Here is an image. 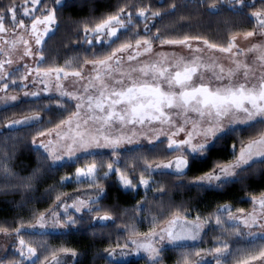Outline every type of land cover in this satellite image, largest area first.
I'll return each instance as SVG.
<instances>
[{
	"label": "snow or ice",
	"instance_id": "obj_1",
	"mask_svg": "<svg viewBox=\"0 0 264 264\" xmlns=\"http://www.w3.org/2000/svg\"><path fill=\"white\" fill-rule=\"evenodd\" d=\"M54 2L61 5L62 0ZM31 3V9H23V15L30 18V27L24 20L17 19L14 3L7 9L11 13V31L16 39L4 40V44L9 45L7 49L0 47V55L5 57L0 59V111L29 101L45 107L54 102L57 107L64 108L67 118L61 119L55 128L40 130L37 135L47 136L48 139L38 143L34 138L33 147L37 150L43 148L48 155L42 158L51 160L52 165L63 163L65 159L75 163L85 161L86 166L76 168L74 177L78 184L86 183L88 187L99 190L87 199L71 198L72 203L62 201L58 194L57 203L48 212L35 216V222H29L27 229L21 222L20 227L14 229L19 242L16 252L20 259H15L13 264H23L24 261H31L32 264H63L59 254H70L72 257L77 255L74 250L61 248L51 252L52 259L49 261L47 249L38 255V247L35 245L43 247L40 241L25 240L23 236L24 232L38 234L37 230L46 232L75 225L77 219L68 213L69 208L75 212L87 210V214L103 211L96 207L103 195L97 157L93 155L97 149H110L112 156L118 158L121 155L120 149L126 145H139L141 138L152 145L153 152L166 143L164 160L155 163L146 158L143 161L145 167L140 169L139 183L149 190L151 186L146 177L150 178L159 170L162 174L174 173L177 179L182 178L186 175L185 170L190 161L206 160L207 153L225 137L233 134L237 126H243L251 132L248 142H241L238 153L237 146L233 144V161H216L210 171L193 183L200 187L220 188L234 182L230 178L239 175L237 170L248 171L253 162H264V40L241 49L235 43L236 35L239 34H234L226 46L205 39L203 48L194 47L189 41L201 38L152 35L147 22L161 13L156 11L148 17L145 13L149 9L141 7L136 15L144 22L145 35L133 34L128 40L119 42L121 31L127 29L130 32V26H133L132 12L128 10L126 17L122 15L126 12L125 6L100 20L94 27H84L83 39L89 45L95 42L112 48L113 44L119 42V46L112 48L110 53L107 49L103 54L93 50L91 58H85L77 68H73L70 61L64 66L46 65L41 46L57 22L56 10L45 6L39 9L41 15H36L38 10L35 6L40 0H31ZM234 4L247 6L246 0H234ZM240 14L243 15L242 12ZM251 16L254 18L251 21L254 27L243 33L244 39L264 37V6L253 11ZM5 19L3 11H0V33L9 31ZM16 28L34 37L37 46L35 51L30 47L29 40L15 32ZM123 34L127 35V32ZM156 42L162 46L183 45L188 49V55L154 53L153 43ZM18 43L24 46L23 56L35 57L37 66L32 68L24 64L23 71L16 68L9 72L5 65L10 67L14 63L10 57ZM215 52L225 54L228 63H223L221 57L215 56ZM145 54L157 58L141 60L140 57ZM85 65H91L87 72L84 70ZM69 77L74 78L71 89L63 83ZM53 89L59 99L39 101L41 95H53ZM11 92L22 93L23 99ZM42 110L36 107L35 114H29L33 112L30 108L22 118L12 119L3 126H35L34 122H42L39 115ZM181 133L184 134L183 139H176ZM161 137L166 140H161ZM114 163L111 160L108 162V172L104 176L115 172L125 189L136 188L135 182L128 178L129 174L114 167ZM0 172L14 175L3 163H0ZM72 178L64 177L61 184ZM160 190L163 191L162 188ZM251 203L253 208L247 213L243 209L234 212L229 205L218 208L213 217L221 235L216 237L215 245L207 250L197 249L194 252L199 258L197 260H192L191 252L182 254L180 264H229V259L235 264H252L254 261L264 264V194L260 197L253 195ZM59 209H63V215ZM213 217L197 216L191 220L177 212L167 221V227L159 231L156 230L158 222L154 219L148 233H140L134 225H129V237L143 238L125 240L122 245L117 243L115 248L106 251L114 260L131 252H143L151 264H160L158 258L161 249L156 247L157 243L166 241L170 245L183 246L184 242L198 241ZM97 218L108 221L112 216L105 212ZM0 232L8 234L9 229L0 227ZM230 236L240 240L258 238L259 245L254 239H249L243 247L233 248L228 239ZM130 245V251L126 252ZM117 249L120 251L117 252ZM206 257H211V260H206ZM0 264L3 262L0 261Z\"/></svg>",
	"mask_w": 264,
	"mask_h": 264
},
{
	"label": "trees",
	"instance_id": "obj_2",
	"mask_svg": "<svg viewBox=\"0 0 264 264\" xmlns=\"http://www.w3.org/2000/svg\"><path fill=\"white\" fill-rule=\"evenodd\" d=\"M14 1L0 0V11H5ZM175 5V7H173ZM133 14L141 8L149 11L146 16L151 17L153 12L159 11L160 16L148 20L149 31L156 32L162 37H180L185 35L199 37L222 46H225L234 34H243L254 27L246 11L235 10L226 5H221L219 0H65L55 7L56 28L45 40L42 51L46 65H65L66 62L74 64L77 68L85 58H91L93 50L103 54L108 46L88 47L84 42V27H94L100 20L114 14L120 7H125ZM264 6V0H257L253 9ZM213 8L215 10H213ZM243 13L241 15L240 13ZM135 27L143 28L144 22L135 19ZM159 29V33H157ZM139 33L142 31L139 29ZM121 32L119 42L128 40L132 35ZM144 33V32H143ZM136 35H138L136 33ZM118 42V43H119ZM117 43V44H118ZM56 99H39L48 101ZM39 107L43 109L42 122L37 121L35 126H25L18 130L2 131V126L13 116L28 113L29 109ZM31 114V113H29ZM67 117L64 108L57 107L53 102L49 107L32 102L20 103L9 110L0 111V163L10 169L14 175L0 172V227L8 223V229L14 230L30 222L37 214L49 209L55 202L58 194L61 197L78 190L97 192L99 189L78 184L73 179L69 182L61 181L64 177H72L78 167L86 166V162H70L59 166H50L44 155L31 145V139L40 130L54 127L61 119ZM251 132L242 127L225 137L207 153L206 160L190 161L185 170L186 175L177 179L176 174H162L154 172L150 177V190L138 187L135 191L124 190L113 172H107L108 162L115 161L114 167H119L128 173V178L138 186L140 169L144 168V159L154 162L164 160L165 147L152 151V147H137L132 151L122 152L114 160L110 154L95 155L97 157L99 181L103 188L96 207L103 211L93 214H111L112 220L104 224L89 225L90 217L78 218L77 226L64 233L35 234L30 238L40 241L43 247H38V255L48 250V255L53 250L67 248L74 250L77 255L73 257L72 264H151L143 257L133 258L126 262H112L106 256V250L115 248L117 243L123 244L129 237L127 226L134 225L140 233H148L155 219L158 225L170 216L180 212L181 216L196 218L197 216L213 217L215 211L223 205H229L233 211L247 210L251 206L253 195L264 194V162H253L248 171H239V175L232 178L234 182L227 183L220 188L200 187L193 183L194 179L210 171L216 161L228 163L234 159L232 145L238 151L241 142H248ZM169 158V157H168ZM167 158V159H168ZM87 163H90L87 162ZM51 167V170H49ZM248 167V166H246ZM147 178V177H146ZM163 189L161 191L160 189ZM80 223V224H79ZM5 228V227H4ZM221 232L216 229L213 217L207 226L202 238L195 246L165 248L161 251L160 263L180 264L181 256L193 253L192 260L196 257L197 249H210L216 243V237ZM231 247H243L248 243V238L240 240L228 237ZM259 245V239H254ZM14 257L16 255H13ZM9 257V256H8ZM7 257V258H8ZM12 259V258H10ZM14 259V258H13ZM43 260V256H41ZM8 261V260H7ZM32 264V263H31ZM229 264H235L229 259Z\"/></svg>",
	"mask_w": 264,
	"mask_h": 264
},
{
	"label": "rangeland",
	"instance_id": "obj_3",
	"mask_svg": "<svg viewBox=\"0 0 264 264\" xmlns=\"http://www.w3.org/2000/svg\"><path fill=\"white\" fill-rule=\"evenodd\" d=\"M65 0H62V3L64 2ZM257 0H246V7H241V6H238V5H235L234 4V0H223V2L220 4L221 5H226L228 6L229 8H233L235 10H241V11H246V13L248 14V16L251 18V19H254L252 16H251V13L253 11H255L256 9H253L254 7V4ZM13 3L16 5V16H17V19L18 20H24L30 27V18L29 17H26L23 15V9L25 7H28V8H32L33 5L31 3V0H27V3H25V0H22V1H14L12 3H10L7 7L9 8L10 6L13 5ZM45 6L49 7V8H54L58 5L55 4L54 0H40V3L37 4L35 7L36 9L38 10L35 14L36 15H41V12L39 11V9L41 8H44ZM7 8V9H8ZM7 9L3 12V14L5 15V24H6V27L9 28V31L6 32V33H0V37H2V39H0V47H3L5 49H7L9 47V45H5L4 44V40H9V41H12L14 39H16V36L13 35L12 31H11V13H8L7 12ZM56 15V13H55ZM124 15L125 17L127 16V11L122 14ZM132 18H133V26H130L131 28V31L129 32L127 29L125 30H122L121 32H127L129 33V35H133V34H138L137 36H143L145 35V27L143 26V28H138V27H135V22H136V18L142 20V18H140L139 16H137L136 14H133L132 13ZM143 21V20H142ZM40 28L42 29L43 28V25L40 26ZM53 28V31L49 32L48 35L45 37V40L55 31V28H56V24L52 26ZM148 28H149V25H148ZM139 29L142 31V33H139ZM15 32L18 34V35H22L24 39H27L29 40V44H30V47L32 48L33 51L36 50L37 46L35 45L34 43V37L32 36H29L27 35L23 29H20V28H16L15 29ZM144 32V33H143ZM152 35H155L156 32H151ZM84 36H85V33H84ZM231 39V38H230ZM229 39V40H230ZM203 40L205 39H199V40H190L189 43H191L194 47L195 46H198V47H201L203 48L204 45H203ZM258 40H264V37H260V36H254L252 38H249V39H244V36L243 34H239V35H236V40H235V43L238 45L239 48L243 49V48H246L248 46H250L252 43L258 41ZM45 42V41H44ZM44 44V43H43ZM86 45L88 47H99V46H106V45H102V44H97L95 42H93L91 45L87 44ZM227 45V44H226ZM225 45V46H226ZM119 46V43L118 44H114L113 48L115 47H118ZM43 45L41 46V49H42ZM133 47H135V44H134V41H133ZM112 49L109 50V53L111 52ZM23 51H24V46L22 44H17V47L16 49L11 53V59L14 61V63L9 67L8 65H5V67L8 69L9 72H11L13 69H16V68H21V71H23V65L24 64H27L29 65L30 67L32 68H35L37 66L36 64V60H35V57H27V56H23ZM153 52H164V53H169V54H176V55H188V49L186 47H184L183 45H160L158 42L156 43H153ZM215 56L217 57H221L222 58V62L227 64L228 63V60L225 56V54H222V53H219V52H215L214 53ZM123 55V54H121ZM157 57H155L154 55H151V54H145V55H142L140 57L141 60H149V59H156ZM0 59H5V57L3 55H0ZM240 59H243V57H240ZM82 63H80V65H82ZM79 65V66H80ZM61 66H64V65H61ZM71 66L73 67L74 64L71 63ZM78 66V67H79ZM74 68V67H73ZM91 68V65H85L84 66V70L85 72H87L88 70H90ZM20 73H16V75H19ZM31 79V78H30ZM74 78L72 77H69L67 80L63 81V83L65 84L66 87H68L69 89H71L73 87L72 85V80ZM31 87V85H30ZM55 90L53 89V95H41L38 99H59L58 96H56L54 94ZM10 94L12 95H19L22 99H23V94L22 93H17V92H11ZM31 114H35V113H31ZM41 116V115H40ZM22 118V115L21 116H13L11 117L8 121L5 122L8 123L10 120L12 119H20ZM67 118V117H66ZM65 118V119H66ZM36 123V122H34ZM56 126V125H55ZM52 127V128H55ZM2 131L4 133H7V131L9 130H12V131H15V130H18L20 129L21 127H25V126H17L15 128H6L4 126H2ZM237 127H242V126H237ZM51 129V128H50ZM184 137V134L181 133L178 137H176V139H183ZM36 139L37 142L39 143L40 140H47L48 137L47 136H44V137H39L38 135L34 136L32 139H31V145L33 147V139ZM53 139L55 140V137H54V134H53ZM161 140H166L165 137H161ZM156 143H159V141H157ZM247 143V142H246ZM137 147H152V145H149L147 140L141 138V141H140V144L139 145H126L124 148L120 149V153L122 152H125V151H132L134 148H137ZM162 147H165V149H167V145L166 143L162 145ZM34 148V147H33ZM35 149V148H34ZM38 151L40 153H42L44 155V157H47V153L44 151L43 148L41 149H38ZM239 152V149L237 151V153ZM101 154H110L111 157L114 159V160H117L116 158L117 157H114L112 156V153H111V150L110 149H97L94 151L93 155H101ZM168 159H174V157H169ZM47 163L50 165V166H59L61 164H64V163H70V162H73V161H68L67 159H65V161L63 163H59V164H56V165H52V162L51 160L49 159H46ZM233 161V160H232ZM161 161H157L155 163H159ZM166 162V161H165ZM85 167V166H84ZM246 167V166H245ZM80 168H83V167H80ZM167 170H165L166 172ZM238 172L240 170H237ZM107 172H108V169H107ZM156 172H161V171H156ZM113 172H109V174H111ZM75 174V173H74ZM204 175V174H203ZM201 175V176H203ZM199 176V177H201ZM73 180L76 181L74 175L72 176ZM199 177L195 178L194 181H196ZM116 178L117 180L120 182V178H119V175L116 173ZM149 179V183H150V178L147 177ZM234 178V177H232ZM230 178V179H232ZM71 179V180H72ZM71 180H68V181H65V182H69ZM193 181V182H194ZM77 182V181H76ZM121 187L124 189V190H133L135 191L138 187H140L142 190H146V188L143 186V185H140V183L138 184V186L136 188H133V189H125L122 184L120 183ZM96 192L95 191H90V190H78V191H75L73 193H69V194H66L65 196L63 195L61 197L62 201H66L67 203H72V200L71 198H74V197H80V198H83V199H87L89 196L95 194ZM262 195V194H261ZM261 195H258L256 197H260ZM252 200V198H251ZM57 203V201L53 204L55 205ZM53 205L49 208L51 209L53 207ZM224 206V205H223ZM221 208V207H220ZM253 208V205L251 203V206L249 209L247 210H244L245 213L247 212H250ZM45 210L43 212H40V213H46L48 212V210ZM60 211V214L63 215V209H59ZM217 212V210L215 211V213ZM236 212V211H234ZM39 213V214H40ZM68 213L69 214H73L74 215V218L75 219H85L86 217H90L89 219V225L92 226V225H96V224H104V223H107V222H110L111 220H108V221H100L98 220V216L99 215H103V214H87V210H82L81 212H75V210L73 208H69L68 209ZM39 214H37L36 216H38ZM238 214V213H237ZM174 215L170 216L167 220H165L162 224H160L158 227H157V231L160 230V228H166L167 227V221L169 219H172ZM188 219H191V220H195V218H188ZM86 220V219H85ZM32 223H34V218L30 221ZM78 223V221H77ZM77 223L71 227H68V228H64V229H49L47 230L46 232L43 231V230H37V233L38 234H46V233H64V232H67L69 231L71 228H75L77 226ZM29 222L24 224L25 225V228L27 229V226H28ZM80 224V223H79ZM3 226L5 228L8 229V223H5L3 224ZM20 227V226H19ZM207 230V227H205V230L201 233V238L204 234V232ZM24 230H22L23 232ZM32 235H35V234H30L29 232H24V236L23 238L25 240H31L30 238H32ZM136 239H142L143 237H134ZM248 239H258V238H248ZM198 241H187V242H184L183 246H177V245H170L168 244L166 241L163 242V243H157L156 244V247L157 248H160L161 251L164 250L165 248H175V247H184V246H187V247H190V246H195L198 242ZM19 247V242H18V238H17V235L15 233L14 230L12 229H9V233L8 234H5V233H2L0 232V261L3 262V264H13V261L15 259H20L18 253L16 252V248ZM131 245L129 246V249H126L125 251L126 252H129L130 249H131ZM112 248L108 249L109 251L111 250ZM120 250L117 249V252H119ZM105 256L106 258L109 260V261H112V262H126L130 259H133V258H139V257H143L145 258L146 260H148L147 258V255L143 252H139V253H136V252H131V254H128V255H125V256H122V257H119L118 259H112L109 255H108V251H106L105 253ZM161 254V252H160ZM13 255H16L15 257ZM9 256V257H8ZM160 256L159 255V258L160 259ZM8 257V258H7ZM12 258V259H10ZM14 258V259H13ZM59 258L60 260L63 262V264H72V261H73V257L69 254V255H64V254H59ZM48 259L49 261H51L52 257H51V254L48 255ZM199 259L198 257H195L193 260H197ZM8 260V261H7ZM206 260H211V257H206ZM150 262V261H149ZM32 262L31 261H24L23 264H31ZM44 264H48V262H44ZM162 264V263H160ZM214 264V262H213ZM252 264H261L260 261H254L252 262Z\"/></svg>",
	"mask_w": 264,
	"mask_h": 264
}]
</instances>
